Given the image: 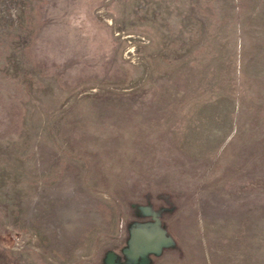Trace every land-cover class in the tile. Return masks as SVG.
<instances>
[{"label": "rangeland", "instance_id": "obj_1", "mask_svg": "<svg viewBox=\"0 0 264 264\" xmlns=\"http://www.w3.org/2000/svg\"><path fill=\"white\" fill-rule=\"evenodd\" d=\"M0 264H264V0H0Z\"/></svg>", "mask_w": 264, "mask_h": 264}]
</instances>
